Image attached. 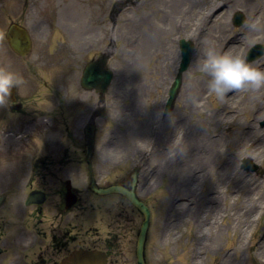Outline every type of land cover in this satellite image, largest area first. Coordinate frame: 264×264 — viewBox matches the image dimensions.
<instances>
[{"label": "rangeland", "instance_id": "rangeland-1", "mask_svg": "<svg viewBox=\"0 0 264 264\" xmlns=\"http://www.w3.org/2000/svg\"><path fill=\"white\" fill-rule=\"evenodd\" d=\"M115 4L119 13L113 22ZM211 9L221 17L219 24L206 26L208 39H216L209 47L246 56L252 45L264 44V0H0V68L21 78L25 112L15 117L0 105V118L7 117L5 126L0 122V135L2 128L22 127L30 114L51 113L58 125L64 108L87 113L98 98L80 87L82 69L102 51L111 54L108 65L115 77L106 94L107 112L98 121L95 173L101 184L120 183L141 166L138 191L152 209L148 264H264V174L240 168L241 159L250 156L264 169V87L230 90L223 98L209 91V77L197 65L207 49L202 38L198 41L197 27ZM238 10L245 18L241 26L232 21ZM142 19V35L152 39L145 47L137 27ZM13 21L25 24L34 40L33 52L23 58L5 39ZM180 38H193L196 48L174 108L163 115L180 62ZM37 55L54 63L44 65L43 77L27 67L40 62ZM255 66L262 67L258 60ZM11 139L0 140V166L17 159L15 168L25 172L0 179V190L5 185L7 191L4 205L19 196L21 210L31 188L56 191L69 177L79 189L80 204L93 203L87 207L96 209L77 215L73 223L85 227L94 218L90 215L104 218L96 222L98 229L82 234L84 246L109 243L115 246L112 264H136L135 232L143 215L119 195L100 197L86 190L87 168L70 137L61 138L59 163L40 167L30 163L34 143L13 151ZM42 144L40 155H46ZM53 197L50 206H61L60 197L57 203ZM0 224L6 231L21 228L4 215Z\"/></svg>", "mask_w": 264, "mask_h": 264}, {"label": "flooded vegetation", "instance_id": "flooded-vegetation-1", "mask_svg": "<svg viewBox=\"0 0 264 264\" xmlns=\"http://www.w3.org/2000/svg\"><path fill=\"white\" fill-rule=\"evenodd\" d=\"M64 94H67L66 89L64 90ZM9 107L13 109L14 105L10 104ZM42 114L43 113H39V116L37 117L41 123ZM79 117L72 118L71 127L67 125L66 130L72 136L77 135L80 130L81 124ZM83 117L84 115L82 116V120ZM33 122H31V124ZM20 124L23 125L20 127L22 131L30 129L26 127V125H30V122H21ZM52 132L56 138L57 135L60 136L62 134L61 130L58 128H56V130L53 129ZM26 144L27 143H25V145ZM54 154H58V151H55ZM55 162L59 163V160H38L35 164L43 163V165L45 164L46 166H51L54 165ZM37 166L40 165L37 164ZM64 183L65 185L63 187H59L56 191H48L44 187H42V189L54 195L53 201L57 203V199H59V197H62L63 199L66 195L65 188L67 184L66 182ZM74 191L77 193L75 188ZM52 195L50 198L51 204ZM54 206H50L48 208L47 215H52L55 209ZM37 209L38 212L42 214L43 208L37 207ZM66 209L67 208L63 206L59 210L57 216L52 217L51 221L47 225L42 226V223L37 224L34 233L29 232L27 228H17L16 230L8 229L6 231L0 224V264H60V262L64 258L68 257L76 248L85 247L84 244L86 240H84L83 236L75 235V228L73 224L74 217H70V212H68L70 210ZM92 229L94 228L89 227L86 234L88 231L91 232ZM96 232H98V230H96ZM96 240L97 239H95V241ZM27 243H29V246ZM108 246H110L109 243ZM93 247L95 248L96 246Z\"/></svg>", "mask_w": 264, "mask_h": 264}, {"label": "water", "instance_id": "water-1", "mask_svg": "<svg viewBox=\"0 0 264 264\" xmlns=\"http://www.w3.org/2000/svg\"><path fill=\"white\" fill-rule=\"evenodd\" d=\"M239 22H240V18L238 16L237 23ZM7 38L9 40L11 47L18 54L25 55L29 52L32 42L27 29L24 28L23 26L12 24L9 29ZM181 44H182L181 46L182 61L180 63L179 74L177 75L174 84L172 86L171 98L169 99V103L167 105L168 108L166 109V112L170 111L172 108L175 97L177 95V91L181 84L182 72L185 69H187L190 62V56L193 50L192 43L190 42L186 43L183 40ZM107 58H108L107 56L103 55L86 67L82 80L85 86L90 88H96L100 90L101 93H104V91H106L113 78L112 71L108 69L106 66ZM13 92H14V87L10 95L13 94ZM88 134L91 139L88 145V151H89L88 154L90 155L92 152V143L94 138L92 132L91 133L88 132ZM136 182H137V175L135 173L131 188H127L119 185H113L107 188H99L95 185L94 182L91 184V187L94 191L98 193L106 194L110 192H120L124 194L145 215V220L143 222V225L139 233L136 254H137V264H146L144 247H145L147 230L150 221V210L147 207V205L138 198L135 191ZM106 262H107V256L103 252L79 250V251H75L74 255L71 256L68 260H66L63 264H106Z\"/></svg>", "mask_w": 264, "mask_h": 264}, {"label": "clouds", "instance_id": "clouds-1", "mask_svg": "<svg viewBox=\"0 0 264 264\" xmlns=\"http://www.w3.org/2000/svg\"><path fill=\"white\" fill-rule=\"evenodd\" d=\"M197 65L202 73L208 75L209 91L223 98L230 90L259 89L264 87V68L255 66L246 56L220 52L207 48ZM21 78L7 69L0 68V105L9 100L14 86Z\"/></svg>", "mask_w": 264, "mask_h": 264}, {"label": "bare ground", "instance_id": "bare-ground-1", "mask_svg": "<svg viewBox=\"0 0 264 264\" xmlns=\"http://www.w3.org/2000/svg\"><path fill=\"white\" fill-rule=\"evenodd\" d=\"M217 7H216V9L220 6V4L218 3L217 5H216ZM212 7V6H211ZM215 9V10H216ZM214 10V11H215ZM213 11V12H214ZM217 11V10H216ZM220 17H221V15H218L217 14V12H215L213 15H209L208 13H206V14H204L203 15V22L202 23H199V25H198V27H197V29H198V31H199V37H198V41H200V39L202 40V44H204V47H206V48H209V42H215V38L214 37H211V38H209L208 39V36H209V34H210V32L209 33H207L206 32V30H207V28H206V26L208 27V25L209 24H215V22H217L218 24H219V19H220ZM197 22V20L194 22V23H196ZM137 24H138V26L137 27H140V29H139V31H140V34L139 35H141L142 37H143V39H142V45L141 46H143V47H145L144 45L145 44H151L152 43V39L149 37V39H147L144 35H142L143 34V32L145 31V28L143 27V24H144V20L142 19V20H139L138 22H137ZM195 33V32H194ZM194 33H193V36H194ZM207 35V36H206ZM220 36V35H219ZM197 41V42H198ZM231 46H232V44H230ZM233 47H237V46H233ZM204 51H205V49H204ZM200 52V51H199ZM201 53V55H202V52H200ZM200 54H198V56H199ZM127 67H129L128 65H125V68H127ZM210 140V139H209ZM209 157H210V154L209 155H204V160H208L209 159Z\"/></svg>", "mask_w": 264, "mask_h": 264}]
</instances>
